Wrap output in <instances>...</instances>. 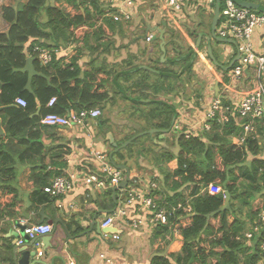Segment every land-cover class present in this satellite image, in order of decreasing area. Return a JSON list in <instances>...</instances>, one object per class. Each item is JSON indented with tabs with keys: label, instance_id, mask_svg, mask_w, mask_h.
<instances>
[{
	"label": "trees",
	"instance_id": "trees-1",
	"mask_svg": "<svg viewBox=\"0 0 264 264\" xmlns=\"http://www.w3.org/2000/svg\"><path fill=\"white\" fill-rule=\"evenodd\" d=\"M262 4L264 5V0ZM2 19L9 25V30L6 34H0V107L14 105L17 98L26 102L24 108L9 107L3 111L6 119V140H15L18 143V134L23 131L32 130L37 126L51 128L39 125L40 120L49 113L64 115L69 109L79 112L101 108L109 96L102 87L88 83L96 78L98 71L79 80L80 69L74 59L65 63L63 58L54 56L48 66L42 67L32 55L36 71L48 77L50 81L47 82L43 77H33L31 93L25 90L27 74L16 71L23 69L26 64L27 54L25 55L23 50L27 43L30 53L35 44L56 51L71 44H86L91 39L109 41L115 30H121L124 23L115 22L105 16L104 7L99 0H27L16 8L4 6ZM197 35L192 34L196 37L195 41ZM155 47L160 55L158 46ZM202 47L200 44L199 49ZM193 55L191 49L185 55L175 54L171 59L166 58L165 65H177L180 64L178 60H182L184 68L180 73L189 75ZM158 64L159 57L155 59L152 68L157 70L160 76L144 68L139 69V66L123 71L121 74L127 79L141 70L128 90H135L134 92L139 93L143 99H148L145 94L150 89L157 93L160 84L146 85L150 81L149 76H154L160 82L170 78ZM104 75L107 76L105 73ZM172 76L176 82L177 74L173 73ZM53 97L56 98V103L49 109L46 106ZM221 102L223 106H230L223 99ZM38 109L39 116L32 117ZM166 109L167 114L159 116H168L167 123L151 124V128L170 131L173 112L168 107ZM98 120L104 125L101 117ZM209 123V131H203L189 139L179 136L176 143L178 154L168 153L160 148L162 153L156 155V158L153 157L159 172L157 180L161 178V192L154 190L151 195L171 213L167 225L155 228L154 238H161L168 245L177 233L182 237V246L177 253L156 252L148 264L263 262L264 250L261 246L264 245V230L253 235L251 244L246 243L243 237L244 232L251 231L257 214L264 210V157H261L258 140L248 139L243 146L237 147L233 144V139H239L243 130L233 120L223 125H219L215 119ZM257 131L260 137H264V126L260 122L257 124ZM30 137L32 138L31 134ZM128 139L130 138H126ZM3 141L4 139H0V220L14 218L20 210L17 202L19 193L10 185L15 179L13 166L2 160ZM134 142L139 144L138 139ZM137 153L140 155L143 152ZM131 156L132 154H129L128 157ZM110 162L114 161L110 159ZM171 162L175 163V167L168 169L167 165ZM246 162H249L247 166ZM62 168L55 176L62 175ZM53 177L50 174L34 178V184L40 189L37 194L46 200L51 197L42 189L48 185V179ZM209 185L221 187L222 192L215 196L209 195L206 191ZM224 191L231 195V211H224L207 219L206 215L222 206ZM107 194L108 202H101L98 207L103 211L113 209L116 204L111 195ZM156 195L159 196L157 199ZM178 203H181L182 209L176 208ZM186 206H190L191 212L185 211ZM75 228V233L83 231L78 225ZM168 236H171L170 240ZM167 238L169 241H166ZM6 250L9 254L10 246Z\"/></svg>",
	"mask_w": 264,
	"mask_h": 264
},
{
	"label": "crops",
	"instance_id": "crops-1",
	"mask_svg": "<svg viewBox=\"0 0 264 264\" xmlns=\"http://www.w3.org/2000/svg\"><path fill=\"white\" fill-rule=\"evenodd\" d=\"M26 2L27 0H0V34H6L9 30V25L2 19V8L4 6L16 8ZM146 4L145 10H136L132 21L125 23L124 28L115 30L116 38L113 41L111 39L109 41L91 39L86 44H71L56 50V57L63 58L65 63L75 60V64L80 69L79 80L84 79L88 74H94L98 71L96 78L92 82L88 81V83L102 87L109 96L102 103L101 108H95L100 110L101 114L104 112V115L110 109V115L108 117L105 116V119H103L104 125L99 120L90 119L83 123V126L78 127L42 128L37 126L32 130H26L18 134L17 140L19 142L17 143L15 140H6L5 114L3 115V112L0 113L1 127L5 135L0 138L4 139L1 143L4 148L2 160L13 166L15 179L10 185L19 193L17 202L20 206L16 217L0 220V264H15V256L13 255L15 238L20 236L23 241L21 228L23 225H31L38 222L41 214L44 216L43 223H51L56 219L59 221L51 239L53 247L45 250L39 241H37L38 246H34L36 252L38 250L42 251V257L38 258L36 256V259L42 261L43 264H69L70 261L74 264H104L101 260V255L114 259L115 264H148L151 257L158 251L163 253H177L180 251L182 237L179 234L175 233L172 241H169L171 236H168L169 240L167 238L166 241L170 243L166 245L161 238H154V227L132 230L116 223L114 229L118 231V234L114 235L108 233L98 235L95 229L90 230L93 217L96 216V220L101 223L106 216L112 214L113 209L116 207L115 204L113 209L105 211L98 208L99 203L108 202L107 193L111 195L112 190L98 193L91 188L81 187L58 199L50 198L46 200L42 195L37 194L40 189L34 184L35 176L51 174V177H56L55 174L60 171L61 167H63L61 170L62 175L71 167H75L80 171L89 170V173L92 170L90 164L92 160L89 155L93 151H100L107 156L109 162L110 159L114 161L115 165L110 162L112 165L126 167L130 181H132L129 182L128 186L139 189L148 182H154L156 185L155 191L161 192V178L157 180L159 172L149 166L145 157L148 154L147 152H143L140 155L137 153L131 158L126 157V160L122 162L114 158L112 143L109 138L111 137L116 144L124 143L127 141L124 138L133 134L131 132L133 128L134 130L137 128L136 123L132 124L127 120L131 118L135 121L137 119V114L135 113L138 112L133 113V109H131L129 114V111L124 112V108L120 109L123 103L121 95L127 96L128 101L142 105L145 110L142 117H146L150 129L151 124L167 123L168 116L160 117L159 115L167 114L166 107L172 109L173 116L170 119V131L158 132L161 134L158 138L152 135L147 137L153 145L165 149L169 142L173 146L178 137L181 136L180 133L174 130L175 124L187 121L189 125L194 123L200 125L204 122L205 114L212 100L216 97L227 101L230 107L234 109L241 96L253 87L252 70L247 71L238 83L226 85L224 77L227 72H222V70L218 69L216 77L207 81L205 88L201 90L197 97L191 95L186 98L182 92L183 86L185 87L186 85H184V81H180V76L182 75L180 72L184 67L183 65L181 66L182 60H178L180 64L177 65H180V67L177 73L179 74L178 78H180L173 87H169V83H165L164 79L158 86L159 90L157 93L154 91L149 93V90L147 91L145 95L149 94L151 96L148 99L141 98L139 93L134 92L135 90H128L133 81H128L126 78L120 81L119 76L117 77V75L127 69L139 66V69L144 68L157 76L159 75L157 70L152 68L155 61L153 53H155L156 49L154 40L158 36H156L157 33L147 32L148 26L166 31L164 35L166 55L167 48L172 47V50L175 49L172 45L173 41L167 32L169 24H174L162 7V0H147ZM196 13H186L178 20V23L187 27L190 24V16ZM209 13L204 11V14L209 15ZM161 24L164 27H161ZM126 28L131 30L129 32L130 41L124 38L126 37L124 33ZM151 34L154 38L147 42L146 37ZM28 45L29 43L24 45L23 52L25 55L29 49ZM211 45L214 51L222 52V58L220 60L217 59L218 63L222 66H227L235 56V49L230 45H219L216 43ZM252 45L256 53L264 54V28L255 31L252 37ZM69 47L72 55L65 57V49ZM158 49L160 50V41ZM145 54L148 56H145ZM160 56L161 54L158 57L160 58ZM27 58L29 57L27 56ZM160 64L165 65V63ZM166 67L169 66L166 65ZM171 67L175 69V66L170 65ZM193 68L194 63L191 68V75ZM165 75L172 78L170 73L166 72ZM186 76L188 77V75ZM137 77L138 75H134L133 78L136 79ZM262 78L264 83V75ZM14 105H16L15 102ZM129 127L131 128L128 130ZM21 140L28 142H21ZM131 144L133 146L136 145L133 142ZM258 146L259 150L264 149V137H259ZM121 151L116 154H120ZM112 153L113 158L110 156ZM260 153L261 157H263L264 151L263 153L260 151ZM66 158L71 161L69 166L65 161ZM167 167L168 169H173L175 163L171 162ZM126 176L127 174L125 173V178ZM53 178H49L47 183L49 184ZM158 197L156 195L155 198L157 199ZM106 207L108 206L106 205ZM76 225L81 227L83 231L75 233ZM8 246L11 248L9 254L6 250ZM19 257L17 255V259ZM261 264H264V259Z\"/></svg>",
	"mask_w": 264,
	"mask_h": 264
},
{
	"label": "built area",
	"instance_id": "built-area-1",
	"mask_svg": "<svg viewBox=\"0 0 264 264\" xmlns=\"http://www.w3.org/2000/svg\"><path fill=\"white\" fill-rule=\"evenodd\" d=\"M104 5L105 16L110 17L115 22L128 23L132 21L136 10L147 0H99ZM253 3H262L263 0H242ZM215 0H162V7L168 18L174 24L178 22L186 13L193 14L200 9L213 14ZM264 28V14L257 13L238 6L233 0H223L219 16V22L215 30L217 37L233 40L238 49L239 59L233 67L225 74L226 85L238 83L247 71L252 70L254 78L253 87L246 91L235 108L223 106L221 99L212 100L208 111L205 114V120L200 125L194 123L189 125L187 121L175 124L174 130L181 134L185 139L197 136L203 131H209L210 121L216 120L219 125L235 122L243 130V135L239 139H234L233 144L237 147L243 146L248 139L258 140L260 135L257 131V124L260 122L264 126V54L255 52L252 45V37L256 30ZM154 36L148 35L146 41L150 42ZM65 57L72 54L71 48L65 49ZM33 57L42 67L48 66L56 51H51L37 44L31 47V52H27L28 57ZM56 103V98H51L47 103V108L51 109ZM15 104L19 107H25L26 102L17 98ZM101 112L97 109L81 110L79 112L69 109L66 114L58 115L49 113L39 122L40 125L52 128L78 127L90 119H97ZM185 119V118H184ZM89 158L92 170L80 171L71 167L62 176L54 177L51 182L42 190L52 199H58L67 193L81 187L91 188L98 193L111 191L116 188L124 179L125 173L112 165L107 156L100 151H93ZM69 164V158L65 159ZM95 162V164H94ZM156 189L154 182H148L142 188L134 189L127 186L124 190H119L116 207L112 214L100 223L101 228L114 226L116 223L132 230L156 228L159 225H167L171 213L165 205L158 204L151 191ZM211 196L222 192L221 187L209 185L206 189ZM177 209H182L181 203L177 204ZM175 208V209H176ZM174 209V210H175ZM185 211L191 212L190 206H186ZM264 230V210L257 214L253 221L251 231L243 233L246 243H250L253 235ZM53 231L52 225L43 223L41 225L31 224L23 225V235L30 241L41 236L47 235ZM118 238L117 235H115ZM20 239L18 244L22 245ZM38 246V243L35 244ZM264 250V245L261 246ZM42 251L38 250L36 256L42 257ZM104 264H115L114 259L101 255ZM69 264H74L72 261Z\"/></svg>",
	"mask_w": 264,
	"mask_h": 264
},
{
	"label": "rangeland",
	"instance_id": "rangeland-1",
	"mask_svg": "<svg viewBox=\"0 0 264 264\" xmlns=\"http://www.w3.org/2000/svg\"><path fill=\"white\" fill-rule=\"evenodd\" d=\"M147 4H143L142 6H140L138 8V10H145V8ZM104 6V5H103ZM152 6V5H151ZM152 8V7H151ZM212 16L211 14H204L203 9H200L198 11V13H196L193 16H190L191 20H190V24L185 27V25L183 26V24H180L178 22H175L174 25L169 24V26L167 27V32L169 34V37L172 39L173 41V46L175 47L174 50H172V47L167 48V59H171L174 57L175 54H186L188 53V51H190V49H195V38L193 37L192 34H208L209 35V28L211 25V21H212ZM125 24V23H124ZM123 24V28L125 27V25ZM161 27H164V25H160ZM131 27V26H130ZM129 27V28H130ZM129 32H131L130 29H125L124 33L126 34V37H124L125 39H128V41L131 40V36L129 35ZM135 36V35H134ZM156 36H158L156 34ZM168 37V36H167ZM116 38V35L114 33V35L111 37V41H113ZM157 38V37H156ZM130 39V40H129ZM155 45L158 46L159 44V40L157 38V40H154ZM201 45H203V47L201 49H197V57L195 59L194 62V68L192 69V75L190 74V76L188 75V77L184 74H182L179 78L180 81H184V85H186L185 87L183 86V90L182 92L184 93L185 97L188 98V96H195L197 97L199 95V93L201 92V90H203L206 86L207 81H209L212 78L216 77L217 72L219 71L208 59L207 55H206V43L205 40L202 39L201 40ZM215 46V44H214ZM176 50L179 52L177 53ZM80 51V50H79ZM212 52L213 55L216 59L220 60L222 58V52L219 51H214L213 50V46H212ZM147 54H145L146 56ZM216 55V56H215ZM148 56V55H147ZM159 56L158 50L157 48L155 49V53H153V57L154 59H156ZM147 58V57H146ZM159 62H160V58H159ZM179 64V63H177ZM154 65V64H153ZM183 64H181L182 66ZM158 66L160 67V69L165 70L167 73L171 72L172 74L177 73V70L179 69L180 65L174 64L173 66H175V69H172V67L170 68V64L166 65H161L158 64ZM138 69V68H137ZM141 71V70H140ZM140 71H138L137 73L140 75ZM137 73H133L130 78H127L128 81H135V79L133 78L134 75H136ZM214 73V74H213ZM215 75V76H214ZM179 76V74L177 75ZM125 78V76H122V74L119 75V80L123 81ZM176 79L177 81L179 80ZM150 81L147 82L146 85L148 86H156L159 85L161 82L159 80H157L154 77L149 76ZM118 80V78H117ZM140 81H143L142 79H138ZM164 79H162L163 81ZM152 81V83H151ZM176 81V82H177ZM165 83H169V87H173V85L175 84V81L173 80V78H165ZM153 90L150 89L149 93H152ZM123 103L121 104V108H124V112L129 111V114L131 113V109L133 113L137 114V119L135 121H133V119L129 118L127 121L130 123H136L137 128L134 130L133 126V130H131V132L133 134L128 135L127 137L124 138V140L126 138H135L138 135H141L143 133H149V135H152L156 138L160 137L161 134L157 133L155 130H158L156 128H149L148 127V123H147V119L146 117H142V115H144L145 110L142 108V105L138 104V103H134L132 101H128V97L125 96L124 94L121 95ZM151 96L148 94L146 95V98H150ZM98 110V109H97ZM110 110V109H109ZM106 111L105 115L104 112L101 114V118L105 119V116L108 117L110 115V111ZM100 111V110H99ZM142 111V112H141ZM101 112V111H100ZM132 113V114H133ZM94 119V120H98ZM131 127L128 128V130ZM145 129V130H144ZM138 131V132H137ZM160 131H164L167 132L168 130H160ZM148 136V135H146ZM145 137H139L137 138L139 140V144H137L136 142H134L133 144H136L135 146H133L132 144L128 145L127 147H125L124 149H122L120 155L118 154H114V158L118 159L120 162H122L124 159L126 160V157L129 156V154H132L131 157H134V155L136 154V152H148V154L145 155L146 157V161L149 163V166L152 167V169H157V165L153 159V157L156 158V155H159L161 152V149L159 147H157V145H153L148 138ZM174 136V135H173ZM135 139V140H137ZM177 140L175 141V144L173 146L169 144L167 145V147L164 149L166 152L168 153H172V154H178L179 149L177 146ZM260 151L263 153L264 149H260ZM122 157V158H121ZM264 157V155H263ZM249 164V162H246V166ZM159 166V165H158ZM165 166H163L164 169ZM158 172V170H157Z\"/></svg>",
	"mask_w": 264,
	"mask_h": 264
},
{
	"label": "water",
	"instance_id": "water-1",
	"mask_svg": "<svg viewBox=\"0 0 264 264\" xmlns=\"http://www.w3.org/2000/svg\"><path fill=\"white\" fill-rule=\"evenodd\" d=\"M233 1L238 6L244 8V9H248V10L260 13V14H264V5L262 3H253V2H247V1H242V0H233ZM220 11H221V0H215L209 35L208 34H198L197 35L195 49L192 50V53L194 55L192 57V61H191L190 65H193V63L197 57V49H199V46L201 44L202 39H204L206 42V55H207L208 59L210 60V62L217 69L222 70V72H228L233 67V65L238 61L239 54H238V49H237L236 43L233 40H228V39H223V38L217 37L215 34V30H216V27H217L218 22H219ZM149 31H151L153 33H157V35H158V39L160 41V52H161L160 63L163 64L166 62V42L164 40V35H165L166 31L163 29L151 28L148 26L147 32H149ZM212 43H216L219 45H230L235 49V56L233 57V59L231 60V62L227 66L220 65L218 63L217 59L214 57L213 52H212V45H211ZM34 62H35V59L33 57H29V58H27L26 64L23 67V69L16 70L17 72L27 74V83H26L25 89L29 93H31V81H32L33 77H43L47 80V82L50 81V79L48 77L43 76L41 73H38L35 70ZM174 77H176V76H174ZM216 90H217V87H216ZM9 107H17V105H12ZM9 107H0V113ZM39 113H40V109H38L37 112L32 117H38ZM155 131L157 133L163 132L160 130H155ZM146 135H149V133H143L141 135H138L135 138L129 139V140L125 141L124 143H120V144L114 143L113 139L110 137L109 139L112 143L113 153L115 154V153L121 151L122 149H124L125 147L130 145L135 139H137L139 137L146 136ZM4 136L5 135H4L3 129L1 127V121H0V138L4 137ZM113 153L110 155L111 157L113 156ZM115 167L119 170L124 171L127 174L126 178L116 188L112 189L111 196H112L113 201L116 203L117 192L119 190H124L128 186V184L130 182V178L128 175V170L126 169L125 166L121 165V166H115ZM223 195H224V201H223L222 206L219 209H217L216 211L206 215L207 219H210L211 217L215 216L218 213H221L224 211H229V212L231 211V207H230L231 195L229 194L228 191H224ZM43 222H44V216L41 214L40 220L38 222H36L35 224L41 225V224H43ZM58 222L59 221L56 219L55 221H52L51 223H49L53 227V231L51 233L44 235V236H41V237H39L35 240H31V241L26 236L23 235V227H22L21 228V236L23 237L22 245L18 244V242L20 240V236H17L15 238V242L13 244V255L15 256L14 257L15 264H43L42 261L36 259L37 252L34 250V246L37 243V241H39L45 250L51 249L53 247L51 245L52 235H53V233L57 227ZM93 229H95V231L97 232L98 235H101V234L105 235L107 233L113 234V235L118 234V231L116 229H114L113 225L109 226L107 228H101L99 221L96 220V216L93 217L92 222L90 224V230H93ZM17 255L20 256L19 259H17ZM30 260H32V261H30Z\"/></svg>",
	"mask_w": 264,
	"mask_h": 264
},
{
	"label": "clouds",
	"instance_id": "clouds-1",
	"mask_svg": "<svg viewBox=\"0 0 264 264\" xmlns=\"http://www.w3.org/2000/svg\"><path fill=\"white\" fill-rule=\"evenodd\" d=\"M49 224V223H48ZM53 228V227H52Z\"/></svg>",
	"mask_w": 264,
	"mask_h": 264
}]
</instances>
